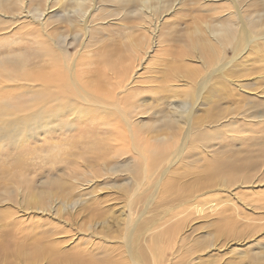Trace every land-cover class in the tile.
I'll return each mask as SVG.
<instances>
[{
  "label": "rangeland",
  "instance_id": "374dc122",
  "mask_svg": "<svg viewBox=\"0 0 264 264\" xmlns=\"http://www.w3.org/2000/svg\"><path fill=\"white\" fill-rule=\"evenodd\" d=\"M12 1L0 0L2 6ZM226 3L224 0H25L23 11L31 17L49 9L44 35L64 46L70 43L68 49L73 57L83 51V67L97 69L92 84L105 88L107 75L115 74L114 69L130 67V85L123 108L132 115L138 142L146 150L156 152L151 156L152 161L164 160L174 152L180 144L179 137L189 131V126L192 141L203 136L199 143L202 149L220 157L253 160L255 154L264 152V31L261 28L264 0H244L242 4L245 28L250 24L251 38L247 43L240 48L230 46L244 38L242 32L234 30L236 37L231 41L222 44L206 40L208 47L213 44L212 49L201 59L189 57L195 33L202 32L204 39L215 32L216 37L219 26L238 25L234 8ZM157 10V16L148 21L146 15ZM7 30L0 34V57L21 55L36 59L38 46L42 45L36 36L42 39L41 34L14 40ZM223 54L222 60L211 65L204 60L212 56L220 58ZM90 60L94 61L89 63ZM41 90L36 85L6 93V96H22L7 101L3 112L6 114L0 116L3 149L15 148L9 153L11 160L2 161L6 167L1 171L6 173L5 168H10L12 160L20 158L15 164L20 165L16 174L26 176L35 191L45 192L54 180L60 184L75 167L83 182L77 189L56 193L36 213L17 214L11 220L9 215L2 220L0 264H89L91 260L94 262L91 264H103L101 249L107 244L104 236L107 231L103 230L112 223L110 220L119 223L122 211L129 215L128 208L141 214L151 201L145 218L156 220L153 235L159 239L155 246L161 241L168 249L177 248L178 239L186 238L181 261L178 255H172L166 264H264V175L261 173L264 164L240 172H232L235 170L231 168L215 170L198 162L203 158L199 152L189 151L187 165L173 171L160 190H155V177L150 186L139 191L144 183L141 170H135L134 175L116 177L102 172H110L117 166L113 163L123 164L130 155L115 159L108 158L114 155L113 151L87 150L91 146L102 149L110 142V135L98 129L103 116L97 121L71 122L72 103L61 97L60 103L49 109L51 120L46 122L42 118ZM111 114L110 120L118 115ZM191 114L192 120L188 121ZM62 120L71 122V132L58 130ZM87 146L90 147L83 151ZM82 152L94 160L81 156ZM80 168L93 169L97 174L83 175ZM13 176L0 174V193L10 189L2 183L12 181ZM243 177L248 180H240ZM237 178L239 181L228 188L230 192L219 191L221 183L229 184ZM136 190L137 200L131 205ZM219 196L223 200L216 210L210 205L196 207L190 203L195 199L214 201ZM13 197L17 205L6 203V206L20 207L21 203L28 206L25 195L18 196L15 191ZM178 197L181 200L176 201ZM190 211L193 215L187 217ZM12 220L14 224H10ZM147 243L144 249L158 250ZM85 253L88 255L84 256Z\"/></svg>",
  "mask_w": 264,
  "mask_h": 264
},
{
  "label": "bare ground",
  "instance_id": "6f19581e",
  "mask_svg": "<svg viewBox=\"0 0 264 264\" xmlns=\"http://www.w3.org/2000/svg\"><path fill=\"white\" fill-rule=\"evenodd\" d=\"M201 1L204 2L205 0ZM224 1L227 2V7L231 6L234 8V13L237 16L236 19L238 20V25H236V27L234 28H231V26L227 24L219 26L216 32V37L214 34L215 32L209 33L210 38L204 37V39L201 36L202 32L195 33V36L192 35L191 38H195V40H193V44L190 45L191 56L189 55V57L195 56V59H201V57H203V55H205L207 51L209 49L211 50L213 47V44L208 47L206 44V40L210 43H218V41H220V43L222 44L227 43L236 37V32L234 30H239L240 32H242L244 38L243 40H236L230 46L240 48L243 44L247 43L250 40L251 33L248 31L250 24L248 25V28H245L246 22H244L242 15V4L244 0ZM24 4L25 0H13L9 5L3 6L0 2V24L5 23V25L0 26V34L6 33V30L8 29L10 30L9 34H12L11 38L17 40L19 38L26 39L28 35L32 36L35 33H40L42 39L39 35H37L36 38L37 41L42 42V45L40 47L38 46V50L36 51V59H33V57H25L21 55H19L17 58H13L12 56H10L11 58L9 56L7 58L0 57V116H5L6 114V112H3L5 111L4 106L7 101L11 99H17L18 97L22 96L21 94H11L10 96H6V93L11 91L12 89H18L21 91L23 89L28 90L29 88L36 87V85H40L42 87L39 95L41 98L42 118L46 122L51 120L49 109L52 107H56L60 103L61 97H64L66 100L72 103L70 110L71 122L97 121L96 119L102 115V122H99L98 129L103 133L110 135V142L105 147L103 146L102 149L100 148L101 146L99 147V149L94 148L93 146H87L83 149V151L89 147L90 149L87 150H94V152L113 151L114 155L110 154L108 158L113 157L115 159H122L123 157L130 155L131 157L129 159H127L125 162H122L123 164H120L118 162L113 163L117 166H115L114 169L110 170V172H102L109 177H116L124 174L134 175L135 170H141L144 178V183L139 191H142L143 188L147 185L150 186L153 183L155 177V190H160L161 187L173 175V171H175L182 164V167L187 165V154L189 153V151L199 152V154H201L203 158L199 159L198 162L202 161L204 167L206 165L209 168L215 170L226 171L224 169L231 168L235 170L232 172H240L247 170L249 167L255 164H264V150L262 151L263 155L260 152L255 154L253 160H240L234 156H230L227 158L220 157L216 153L210 152L211 150L202 149L199 143L203 136L201 135L198 141H192L190 126L188 128L189 131H186L185 134L179 137L178 141H180V144L174 152L169 153L167 158L164 160L152 161L151 156L156 152L152 150H146L145 145L138 142L139 135L136 130L132 115L130 112L126 111L123 108V101L125 99L124 95L127 94L128 87L130 85V67L124 70L114 69L115 74L111 75L113 77L107 75L108 81L105 88H102L97 84H92L94 82V78L96 77L97 69L95 68V70L94 68L89 69L83 67V51H78L77 54L73 57L70 55L68 49V47L71 45L70 43H65L64 46L61 42H57V40L52 41L44 35L45 28L48 27L47 17L49 16V13H47V11L49 9L41 11V13H39L37 16L28 17L29 13L26 14L23 11ZM13 12H17L18 14H12ZM158 13L159 10H157L155 14H147L146 19L151 22L152 17L157 16ZM24 14L27 15L26 19H31L26 21L23 16ZM263 26L264 25H261V28L264 31ZM87 30L88 29L85 30L86 33H88ZM240 32H238L239 38ZM13 51L16 50L13 49ZM223 56L224 54L220 58H214V56H212V58L204 60H206L211 65L216 60H222L224 58ZM93 61L94 60H90L89 63H92ZM116 62L117 61L113 62V67L115 66ZM33 63H36L39 66H36ZM111 113H117L119 116L117 115L114 117V120H110L109 115H112ZM60 114L63 115L64 111H62ZM192 117L193 114L188 115L187 120L191 121ZM70 123L62 120L61 124H59L57 128L58 130H61L62 133L71 132L73 127L70 125ZM64 128H68L69 130H66ZM10 139L12 142L13 138ZM192 148L194 149L191 150ZM13 150H15V148L3 149V144L0 142V174L3 176H5L6 173L8 175H14L12 181H9L8 183H2L6 187H10V189H4V191L0 193V222L6 217H9V215L10 217L8 219L11 220L13 216L17 214L22 216H29L30 212L32 214L36 213L37 211H40L44 207H46L48 203L55 198L56 193L62 192L64 189L66 192L68 188L77 189V187H79L83 182L81 181V179H79L80 177L78 175V170H76L77 168L75 167V169L70 170L69 174L67 175V179H61L60 184L58 180H54L51 186L45 192L35 191V188L33 189L31 186L32 183L26 180V176L16 174V170H18L20 165L15 164H17L21 160L20 158L12 160L13 164L10 166L11 169L5 168L8 170L6 173L1 171L2 167H6V164L2 161L11 160V155L9 153ZM93 154L92 156H94ZM210 155H212L211 158H208L210 157ZM81 156H88L89 158L94 160V158L90 157L85 152H82ZM80 159L84 160L83 157H81ZM83 162L86 163L85 161ZM79 170L83 175L88 173L89 175L95 176L97 174L95 171H93V169L92 171H84L82 170V168H80ZM102 172H100V174ZM261 173L264 175V171H261ZM238 178L230 182L229 184L221 183V185L223 186H219V191L230 192L231 190H228V188L234 186V184L239 181ZM240 180L247 181L248 179L246 177H243ZM250 182L254 183V181ZM15 191L17 192L18 196L25 195V203L28 204L27 207L22 203L20 204V207H9L5 205L6 203H13L17 205L13 197ZM139 191L136 190L134 194H132L130 200L131 205L135 202V200H137V194ZM179 200L181 199L178 197L176 201ZM222 200L223 199H221L219 196L218 199L214 201H198L195 199L190 203L196 207H200L202 205H210L211 208H214L216 210V208L220 206L219 203ZM151 202L149 206L141 212V214L130 211L132 208H128L129 215H125L122 211L119 216V223H115L114 220L111 219L110 221L112 223L109 225V227L104 228L103 232L107 231V233L104 235L106 236L107 244L105 248L102 247V249H100L103 250L101 254L103 256L101 258L104 257L105 264H166L172 255H178L181 261V255L182 253H185V237H181L178 239L176 246L177 248L173 247L172 249H168L164 244L162 245L161 241L158 247L155 246L156 240L159 239L156 234L153 235V228L156 224V220L152 221V219L150 218L151 221H149V219L145 218V213L150 209L149 207L151 206ZM130 204H128V206H131ZM13 211L17 212L13 213ZM69 213L73 214L71 212ZM192 215L193 212L190 211L187 214V217H190ZM149 217H151V215ZM10 224H14L13 220L10 222ZM112 226L115 227V230H113ZM5 227L6 229H8L9 225ZM191 229H193V227H191ZM97 233L99 232L97 231ZM85 237L88 236L86 235ZM147 242L151 243L150 247L155 246L158 250L153 252L151 248L144 249V247L148 244ZM43 254H45L44 251ZM87 255L88 254L84 256ZM149 257L151 259V262L148 259ZM183 257L185 258V256ZM184 260L185 259H183L182 261ZM90 262L93 261L91 260ZM90 262L89 264H91ZM172 264L181 263L175 262Z\"/></svg>",
  "mask_w": 264,
  "mask_h": 264
}]
</instances>
